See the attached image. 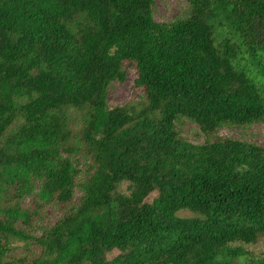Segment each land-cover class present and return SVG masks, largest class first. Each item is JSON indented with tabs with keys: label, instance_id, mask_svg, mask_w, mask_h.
<instances>
[{
	"label": "trees",
	"instance_id": "trees-1",
	"mask_svg": "<svg viewBox=\"0 0 264 264\" xmlns=\"http://www.w3.org/2000/svg\"><path fill=\"white\" fill-rule=\"evenodd\" d=\"M154 2L0 0V264H264L250 249L264 237V146L194 144L176 127L264 123V0H188L172 22ZM126 62L140 109L108 105ZM75 138L94 171L33 235L45 206L75 199ZM16 241L40 253L12 259Z\"/></svg>",
	"mask_w": 264,
	"mask_h": 264
},
{
	"label": "rangeland",
	"instance_id": "rangeland-1",
	"mask_svg": "<svg viewBox=\"0 0 264 264\" xmlns=\"http://www.w3.org/2000/svg\"><path fill=\"white\" fill-rule=\"evenodd\" d=\"M190 11L191 6L188 0H155L153 6L154 18L159 22H172L185 18L189 16ZM124 69L126 71L125 81H115L109 86L108 105L109 107L132 105L140 109L146 104V96L142 88L135 86L137 68L135 65L126 62ZM69 115L73 121V124H71L72 129L75 134H78L82 127V113L71 109ZM20 124L21 120L11 127L10 132L16 130ZM176 127L181 136L194 144H204L209 141L214 142L231 138L264 146V123L247 125L227 124L214 132H205L193 120L183 117L177 121ZM72 142L74 145L80 147L79 152L70 155L80 169L77 178L79 185L76 190L75 199L67 207H63L58 203L45 206L40 211V216L33 220L32 227L29 228V233L33 235H41L48 227L54 225L70 207L77 206L82 196V184L86 182L94 171L93 161L84 151L83 145L80 144L77 138ZM32 198V196L23 197L20 200L21 205L26 208L33 207ZM11 248L9 256L12 259L25 256L32 257L40 253V248L31 242L16 241L11 245ZM250 249L257 256H264V237H261L256 244L250 246ZM115 254H117V251L111 256Z\"/></svg>",
	"mask_w": 264,
	"mask_h": 264
}]
</instances>
